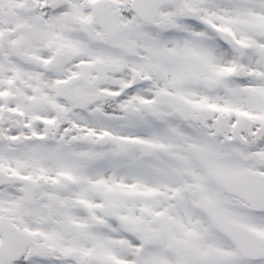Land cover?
Here are the masks:
<instances>
[{"label": "snow or ice", "instance_id": "1", "mask_svg": "<svg viewBox=\"0 0 264 264\" xmlns=\"http://www.w3.org/2000/svg\"><path fill=\"white\" fill-rule=\"evenodd\" d=\"M0 264H264V0H0Z\"/></svg>", "mask_w": 264, "mask_h": 264}]
</instances>
